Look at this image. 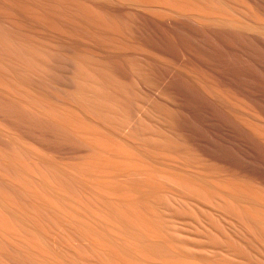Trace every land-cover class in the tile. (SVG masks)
Listing matches in <instances>:
<instances>
[{"label": "bare ground", "instance_id": "1", "mask_svg": "<svg viewBox=\"0 0 264 264\" xmlns=\"http://www.w3.org/2000/svg\"><path fill=\"white\" fill-rule=\"evenodd\" d=\"M0 264H264V0H0Z\"/></svg>", "mask_w": 264, "mask_h": 264}]
</instances>
